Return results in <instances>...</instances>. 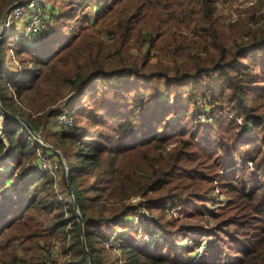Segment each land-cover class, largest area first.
Here are the masks:
<instances>
[{
	"label": "trees",
	"instance_id": "trees-1",
	"mask_svg": "<svg viewBox=\"0 0 264 264\" xmlns=\"http://www.w3.org/2000/svg\"><path fill=\"white\" fill-rule=\"evenodd\" d=\"M19 1L25 0H0V21L4 11ZM93 1L66 0L58 16L42 13L44 35H34L30 45L21 40L24 46L15 53L27 56L20 59L25 68L21 81H14L18 74L12 77L3 71L6 40L0 41V100L9 113L28 122L48 142L44 130L63 108L65 98L79 100L98 81L129 76L135 83L199 86L218 110L233 112L243 124L222 115L213 126L220 139L206 140L199 132H191L196 128L192 116L180 120L191 119L187 124H192L191 129L184 124L165 131L168 118L180 113L177 106L153 109L154 98L133 101L134 89L124 95L129 107L115 105L107 112L115 122L112 134L90 136L76 117L71 132L60 129L57 133L55 146L68 166V178L61 166L59 191L56 180L42 170L25 177L27 161L38 157L39 151L52 150L33 139L22 123L5 119L0 167L13 165L11 173L20 168L12 184L15 194L24 196L19 199L23 204L12 202L0 211V264H60L58 255L68 257L61 264H89L69 183L78 196L86 246L96 264H108L106 234L142 208V201L129 202L137 196L146 202V210L160 212L153 222L163 233L205 229L210 219L197 211L189 216L199 215L197 224L165 220L167 203L206 201L218 173H225L245 153L244 166L226 172L231 179L220 182L234 196L220 210H208L216 226L208 234L214 238L210 249L191 264H264V181L260 178L264 173V85L254 88L264 84V13L225 25L228 16L218 9L219 0H100L102 6L90 20L78 11ZM41 5L43 11L51 7L43 1ZM155 6L177 19V28L168 31L166 21L150 11ZM258 21L261 25L252 27ZM46 36L51 37L49 50L42 41ZM85 36L91 41L81 44ZM36 42L40 48L33 47ZM167 53L172 64L166 60ZM256 68L262 73L251 72ZM114 95L104 107L121 96ZM174 99L178 102V96ZM98 116L99 110L92 113V122L102 126ZM248 160L256 172L246 165ZM8 191L6 183L0 182V202L10 196ZM45 219L49 221L44 223ZM232 227L250 230L252 235L242 233L245 239H237L239 232ZM226 240L230 243L224 244ZM55 246L59 252L50 251ZM121 249L122 264H180L174 252L161 248L150 252L130 239L122 240ZM188 252L196 255L197 241H191Z\"/></svg>",
	"mask_w": 264,
	"mask_h": 264
},
{
	"label": "rangeland",
	"instance_id": "rangeland-1",
	"mask_svg": "<svg viewBox=\"0 0 264 264\" xmlns=\"http://www.w3.org/2000/svg\"><path fill=\"white\" fill-rule=\"evenodd\" d=\"M45 2L46 4H49L51 7L43 11L42 7V13H49L55 12L54 14L56 16L59 15V12L63 9L65 6L66 0H41ZM264 3V0H258V7L252 9V10H240L237 5L235 4V0H227L224 3H220L218 1V9L220 11H223L228 17L227 20L224 22L225 25L228 22L229 17H231L232 13H235L238 15L237 20L239 19H245L248 17L254 16L259 17L261 15V9L260 6ZM123 4H127V2H124ZM101 2L100 0H95L91 2L89 7L85 6L81 9H79L80 14H87L89 16V19L91 20L95 13L101 8ZM150 11L154 12L153 14L157 15L158 17H162L166 23H167V30L171 31L175 28H177V19H174L172 17H169L168 15L165 14L163 11L162 7L160 6H155L153 8H150ZM32 14H34L32 12ZM30 12H27L25 17H29ZM16 16H12L7 19V28L3 34V38L1 40H6L5 46H4V67L3 71L5 73H8L10 75H15L18 73V78H16V81H19L25 72V68L20 63V59L22 57H27L26 55L23 56H17L15 53L16 51L20 50L24 44L21 42L22 41H28L30 45V41L32 38H34V35H31L27 32L28 30V25L27 22H25V19H16L14 18ZM27 19V18H26ZM51 21L54 25V20ZM28 20V19H27ZM30 20V19H29ZM82 20V19H81ZM59 24V23H57ZM46 25V24H45ZM0 29H1V24H0ZM227 30V29H226ZM50 35V34H49ZM43 43L45 45L44 49L49 50L51 46H49V41L51 40L50 36H46L45 38H42ZM0 40V41H1ZM88 41H91V38L88 36H85L80 40L81 44H85ZM42 43V44H43ZM40 42H36L33 47L34 48H40ZM137 47V45H136ZM136 48L132 49V53H135ZM166 60L172 64L173 58L171 57V53L165 54ZM181 60V59H180ZM179 60V61H180ZM30 67V65L28 66ZM260 68H256L252 73L259 72L262 73V70L259 71ZM21 81V80H20ZM208 83V80L206 81ZM262 85L263 82L257 84L254 86V88H259L263 87ZM136 89L137 92H135V95L133 97V101L137 100L139 97L143 100H148L150 98H154L155 103L153 104V109H158L159 106H170V107H176L177 110L180 111L178 116L176 117H170L168 118V121L165 123V131H169L171 128L178 126L182 128L185 125L188 124V122L191 120H184L183 122H180L181 119L183 118H191L194 117V125L196 126L195 129H192V131H197L199 132V137H203L206 140L208 139H213L214 138H219V136L215 135L214 133V125L217 122V119H221L220 117H227L231 119L230 115H233V119L235 118L241 119L242 124H243V119L241 117H236V115L228 110L220 109L218 110L216 108L217 103L215 101H212L209 97L203 96L201 92V88L199 86H195V88L190 87L189 85L187 86H182L174 84V85H169L166 84L162 81H139L137 83L133 82L129 76H123V77H117L116 79H113L112 82H96L94 83L90 89L84 94V96L79 99V100H74L72 102L69 101L68 97L65 98L63 101L64 104H62L63 108L58 112V114L55 116V118L52 119V122L48 125V127L44 130L43 136H45L48 140L46 142L43 138V140L49 145V146H54L58 144L59 140L57 139V133H60L61 130L65 132H71L75 126V117L79 120V125L83 127L86 131V133L90 136H95L97 133H103V134H112L111 129L113 128L112 126L114 125V119L111 117L109 112V109L115 105H120L121 107L126 106L129 107L130 104L125 101L124 95H128V93H132L133 90ZM195 91V97L194 99H191V92ZM105 92L104 95H99L97 97L98 93ZM11 96H13V88H10ZM114 93H118L121 95L118 99L115 100L114 104L110 103L108 108L104 107L108 103V99L111 97H114ZM185 93V94H184ZM67 94V93H64ZM178 96V102L175 103V99ZM207 100L212 101L213 108H202L201 107V102ZM95 103V104H94ZM132 103V102H131ZM125 107V108H126ZM95 109V110H94ZM83 110V111H81ZM100 113L99 119L103 122V125H96V123L92 122V113H95V111H98ZM62 113H66L68 116L73 118V124L70 125L68 128H61L59 126V117L62 115ZM225 115V116H222ZM3 116L0 118V135H1V125L3 124L2 122L4 121ZM237 124L239 122L235 120ZM239 124V125H242ZM217 125V124H216ZM192 128V124L187 125ZM61 129V130H60ZM251 134V133H250ZM39 143V142H38ZM230 143V142H229ZM174 146V144L170 145L168 149H171V147ZM246 146L242 147V150L245 152L247 151L248 148H245ZM48 148V147H46ZM50 149V148H48ZM59 149V148H58ZM7 150V149H6ZM5 150V151H6ZM52 150V149H50ZM60 150V149H59ZM52 152H43L39 151V154L37 155L38 157L30 159L27 161L26 166H27V172L25 173V177H30L32 176L36 170L41 171L39 168V159L45 160L48 162L50 165H52V169H54L55 166L58 165V168L55 172H51V170H42L51 177H53L56 180L55 187L58 188L60 187V180L62 179L63 176V170L61 166H63L65 173L67 174L68 172V166L64 165V161L66 159L59 154V157L55 156ZM61 152V150H60ZM5 153V152H4ZM62 153V152H61ZM252 155L255 157L254 154L249 153L248 155ZM5 154H3L4 156ZM247 153H245L242 157H237L236 163L228 168L225 173L224 171H220L218 175L216 176V180L212 183V190L208 193V198L205 201L202 202H196L193 204H188V205H182L179 203L177 200L169 201L167 203L168 208L172 206H180L181 207V215L179 216L180 218L178 219L179 221H187L189 223L193 222L194 224L200 223L199 220L201 217L199 215L194 216L193 218H190V213L197 211L198 213H204L205 217L210 219V225L209 222L206 226L209 227V229L205 226V229H190L186 231H179V232H174V234L170 235L169 233H163L161 232L157 225L153 222V219L155 221V216H158L160 214L159 211L154 210L153 212H149L146 209L145 205L146 202L143 201V206L141 209H138V211L133 214L126 216L125 218H122L114 228L109 231L106 234V239H110V237L115 233L118 234V236L122 237L120 238L121 241L130 239L134 245L137 247H140L145 250H149L150 252H158L161 249L164 251H169V252H174V257L179 259L180 264H191L193 258L195 257L194 253H189L188 250L191 248V243L187 242L186 240L192 239L193 241H197L198 246L201 245L202 243H206L208 245V248L210 249V241H213L214 238H210L208 234L214 233L212 229H215L214 225V219L211 217V213H209L208 210H220L222 207H225L227 205L226 202L228 200L232 199L234 196V193L226 190V188H222L220 186V182H227L231 178L228 175V173H231L233 169L235 168H242L245 164L243 157H245ZM38 158V159H37ZM64 159V161H63ZM59 161H62V164L59 163ZM67 163V161H66ZM251 163V165H250ZM246 165L249 167L250 170L253 172H256L254 168V164L251 161H247ZM13 165L11 164H4V166L0 167V182H5L6 186L8 187V198L3 199L0 202V211H2L4 208L8 207L10 203L12 202H18L20 204H23L21 200H19L21 197L24 195L19 196L16 193V190H13L14 184H12V179L14 180L17 175L19 174V169H14L12 170ZM231 171V172H228ZM228 172V173H226ZM223 175V176H222ZM222 176V177H221ZM260 178L264 181V173L260 174ZM245 184V182H244ZM241 186V184H239ZM60 191V190H59ZM219 191V192H217ZM142 199L137 196L134 197L132 200L129 202L131 204H137L140 203ZM26 202V201H25ZM142 203V202H141ZM144 207V209H143ZM14 209V208H13ZM169 211V210H168ZM167 213H165V220H174L171 219ZM144 214L143 221L142 223H137L136 222V217H139L138 215ZM218 214V213H217ZM216 214V215H217ZM70 217V216H68ZM147 217V218H146ZM40 220H44L43 216H40ZM49 219H45L44 223H47ZM104 231L107 232L106 228H103ZM233 232H239V236L237 239H245L244 236H242V233H245L248 237L252 235V231L250 230H242V229H237L235 230L233 227L231 228ZM116 238H114V241ZM230 243L228 240L225 241L224 244ZM104 245V244H103ZM165 247V248H164ZM58 252H59V247H58ZM106 253V252H105ZM234 253H232L233 255ZM56 255V254H55ZM122 255H123V250L119 252H107V260L106 261L108 264H111L112 262L122 264ZM57 261L61 264L63 261L68 260V257H62L61 255L56 256ZM52 259V258H51ZM199 262V260H198ZM112 263V264H114ZM197 263V262H195Z\"/></svg>",
	"mask_w": 264,
	"mask_h": 264
},
{
	"label": "built area",
	"instance_id": "built-area-1",
	"mask_svg": "<svg viewBox=\"0 0 264 264\" xmlns=\"http://www.w3.org/2000/svg\"><path fill=\"white\" fill-rule=\"evenodd\" d=\"M227 0H219V4L220 3H224ZM41 0H25L24 2H21V4H19L18 6H16L15 8L12 9V11L9 13L8 18L12 17V16H16L14 18L16 19H25V21L27 22L28 25V30L27 32L31 35H44L43 33V29L45 26V19L43 18V14H42V5H41ZM235 4L237 5V7L240 10H249V9H254L256 7H258V0H235ZM261 9V14L264 13V3L260 6ZM27 12H30L29 17H25ZM32 12L34 14H32ZM28 20H27V19ZM238 15H236L235 13H232L231 17H229L228 22L230 23H234L237 21ZM30 19V20H29ZM262 21H258L255 22L254 24L252 23V27H259L261 25ZM201 107L203 108H213L212 103H210V101L208 102L207 100H204L201 102ZM231 119H233V115H230ZM3 119V118H2ZM5 120V119H3ZM235 120H237L239 122V124H242V120L235 118ZM59 126L61 128H68L70 127L71 124H73V118H71L70 116H68L66 113H62V115L59 117ZM1 136V135H0ZM251 165V163H250ZM39 168L41 170H51V172H55L58 168V165L54 167V169H52V165H50L48 162H46L45 160H41V158L39 159ZM219 192V191H217ZM144 200H142L143 202ZM144 209V207H143ZM146 210V209H144ZM168 214L171 217V219H179L180 217V213H181V207L180 206H172L170 207V209L168 208ZM139 217H136V222L137 223H142L143 221V217L144 214L138 215ZM145 218V217H144ZM147 218V217H146ZM114 238H116V240L114 241ZM122 237L118 236V234L114 233L110 239H107L104 242V247L108 252H119L121 251V239ZM187 242L191 243V241H193L192 239H188L186 240ZM58 249V246H55L54 248H52L50 251L55 252V250ZM209 250L208 245L206 243H202L201 245L198 246V252L196 253L195 257L193 258L191 263H195L198 262L199 259L202 258L203 254L205 252H207Z\"/></svg>",
	"mask_w": 264,
	"mask_h": 264
},
{
	"label": "water",
	"instance_id": "water-1",
	"mask_svg": "<svg viewBox=\"0 0 264 264\" xmlns=\"http://www.w3.org/2000/svg\"><path fill=\"white\" fill-rule=\"evenodd\" d=\"M23 1V0H22ZM20 3L16 2L13 3L12 5H10L3 13V16L1 18L0 24H1V29H0V40L3 38V34L7 28V17L9 15V13L12 11L13 8H15L16 6H18ZM0 113L2 114L4 119H9V120H13V121H17L22 123L27 129L28 132L30 133V135L33 137V139H35L37 142H39L41 145H43L44 147H48L50 149H52L53 151L58 152L62 158L64 157L63 154L60 152V150L57 147L54 146H49L42 138L41 133L36 131L28 122H26L25 120L12 115L11 113H9L1 104V100H0ZM64 161V159H63ZM64 165H67L66 161H64ZM67 178H68V172H67ZM70 189L72 191V195H73V207H74V211H75V215L77 217V221L81 230V234H82V246L83 249L85 251V253L87 254L88 258H89V264H96L95 260L93 258L92 253L88 250L87 246H86V242H85V237H84V221L83 218L80 214V210H79V203H78V196L74 190V188L71 186V184L69 183Z\"/></svg>",
	"mask_w": 264,
	"mask_h": 264
},
{
	"label": "crops",
	"instance_id": "crops-1",
	"mask_svg": "<svg viewBox=\"0 0 264 264\" xmlns=\"http://www.w3.org/2000/svg\"><path fill=\"white\" fill-rule=\"evenodd\" d=\"M16 74H18V73H16ZM16 74H15V75H16ZM9 75H10V74H9ZM15 75H11V76H12V77H15ZM17 76H18V75H17ZM17 76L14 78V81L16 80V78H18Z\"/></svg>",
	"mask_w": 264,
	"mask_h": 264
}]
</instances>
